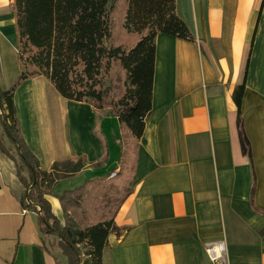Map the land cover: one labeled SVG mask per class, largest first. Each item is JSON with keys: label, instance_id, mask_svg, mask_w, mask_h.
Segmentation results:
<instances>
[{"label": "crops", "instance_id": "obj_1", "mask_svg": "<svg viewBox=\"0 0 264 264\" xmlns=\"http://www.w3.org/2000/svg\"><path fill=\"white\" fill-rule=\"evenodd\" d=\"M175 1L195 40L156 38L152 110L131 194L115 217L122 234L110 235L102 264H211V244L223 245L228 264H264V0ZM11 2L0 0L2 91L21 74ZM244 82L251 158L241 150L233 98ZM14 104L41 171L86 163L44 196L61 218L64 191L119 166L125 132L118 117L62 98L43 76L23 82ZM0 141V264H68L28 208V170Z\"/></svg>", "mask_w": 264, "mask_h": 264}, {"label": "trees", "instance_id": "obj_2", "mask_svg": "<svg viewBox=\"0 0 264 264\" xmlns=\"http://www.w3.org/2000/svg\"><path fill=\"white\" fill-rule=\"evenodd\" d=\"M122 1L123 28L139 38L131 48L114 42L115 15ZM11 9L21 74L8 91L0 89V132L28 170V208L39 213L44 234L58 239V248L68 264H102L110 235L122 234L115 217L131 194L139 141L152 110L156 38L166 34L195 39L176 14L175 0H12ZM115 74H119L116 86L112 82ZM41 76L62 98L93 102L99 116L118 117L125 145L131 148L125 147L112 173L64 191L59 196L61 218L54 215L44 196L56 182L83 170L86 163L81 159L65 161L56 164L52 172H43L25 142L14 96L23 82ZM245 88L244 82L233 98L241 150L251 158L242 117ZM0 147L6 152L1 141ZM113 173L115 177L109 179Z\"/></svg>", "mask_w": 264, "mask_h": 264}, {"label": "rangeland", "instance_id": "obj_3", "mask_svg": "<svg viewBox=\"0 0 264 264\" xmlns=\"http://www.w3.org/2000/svg\"><path fill=\"white\" fill-rule=\"evenodd\" d=\"M124 1H122L121 3H119L118 5V9L119 11H117L116 15H115V26H114V42L115 44L118 45H124L126 47L131 48L132 46H134L137 41L139 40V38L135 35H129L125 32L124 28H123V23H124ZM17 41V40H16ZM13 44L14 42H10L9 44H7L8 47V51L10 52V54L14 53L13 50ZM114 80H112L113 85L116 86L115 83V79H117L116 77L119 76V74H115L114 75ZM0 114H1V110H0ZM0 138L2 139V141L6 144V149L9 150L10 153H12L14 156H16V151L12 150L11 147L9 146V144L7 145L4 136L2 135V133L0 132ZM127 146L128 149H131L128 145H125V147ZM117 172V171H116ZM47 179V178H46ZM47 235V234H45ZM46 241L50 244V247L52 250H54L55 252H60V249L58 248V240L55 241L53 238H49V236H45ZM85 251V250H84ZM85 255L83 256V260H85Z\"/></svg>", "mask_w": 264, "mask_h": 264}, {"label": "built area", "instance_id": "obj_4", "mask_svg": "<svg viewBox=\"0 0 264 264\" xmlns=\"http://www.w3.org/2000/svg\"><path fill=\"white\" fill-rule=\"evenodd\" d=\"M116 173L110 175L109 179H113ZM206 256L211 264H228L223 245L211 244L206 247Z\"/></svg>", "mask_w": 264, "mask_h": 264}]
</instances>
